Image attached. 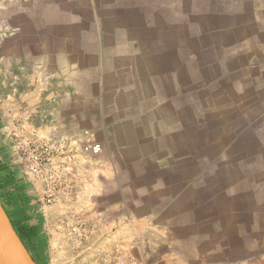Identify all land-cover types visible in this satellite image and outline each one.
<instances>
[{
    "label": "crops",
    "instance_id": "0c3cea01",
    "mask_svg": "<svg viewBox=\"0 0 264 264\" xmlns=\"http://www.w3.org/2000/svg\"><path fill=\"white\" fill-rule=\"evenodd\" d=\"M0 90L6 191L95 213L102 256L264 264V0H0ZM20 117L74 149L70 172L55 153L67 188L49 208L15 149Z\"/></svg>",
    "mask_w": 264,
    "mask_h": 264
},
{
    "label": "rangeland",
    "instance_id": "374dc122",
    "mask_svg": "<svg viewBox=\"0 0 264 264\" xmlns=\"http://www.w3.org/2000/svg\"><path fill=\"white\" fill-rule=\"evenodd\" d=\"M44 84L45 83L41 81L40 85L42 87H44ZM4 106L8 112L12 110V113H14L15 103L12 102L8 104L0 102V109ZM31 107L33 106L27 101L23 102L24 113H27ZM41 118L42 117H39V119ZM13 120H15L14 122L17 121V123H15L17 127L21 124L22 118L20 117ZM24 133L32 136L27 132ZM38 139L54 141L47 137H40ZM38 183L41 185L43 191L41 195L43 204L49 208V206L55 202L51 203L47 201L44 186L40 182ZM72 185L73 187L70 189L69 195L75 196L76 192L80 189L75 183H72ZM60 190L66 191L65 187H61ZM0 198L4 204H6V194H1L0 191ZM22 198L33 207L32 209L30 207L29 211L26 213V219L35 233L34 242L36 249L33 252L37 257L38 264H117L111 261V256H102V253L104 254L102 249L106 247L91 244L92 239L96 238L97 232L98 218H96L97 215L95 213H85L79 209L72 211L67 210L65 212L60 210V212L54 213L50 208L43 212H38L37 208L40 202L37 196L33 194L27 196L25 194ZM34 208L36 209L34 210ZM54 238H57V244L51 245L50 242L53 241Z\"/></svg>",
    "mask_w": 264,
    "mask_h": 264
},
{
    "label": "built area",
    "instance_id": "2783aa9c",
    "mask_svg": "<svg viewBox=\"0 0 264 264\" xmlns=\"http://www.w3.org/2000/svg\"><path fill=\"white\" fill-rule=\"evenodd\" d=\"M15 143V149L19 154L25 168L33 174L37 182L43 184L45 197L48 202H55V198L61 187L67 188L65 176L55 167L54 158L57 153L69 167L74 161V149L68 141L54 142L47 139H38L27 135L21 127H16L12 131ZM102 151V145L99 142H93L91 152L99 154ZM71 186H68L70 190Z\"/></svg>",
    "mask_w": 264,
    "mask_h": 264
},
{
    "label": "water",
    "instance_id": "95a60500",
    "mask_svg": "<svg viewBox=\"0 0 264 264\" xmlns=\"http://www.w3.org/2000/svg\"><path fill=\"white\" fill-rule=\"evenodd\" d=\"M0 264H37L16 233L1 202Z\"/></svg>",
    "mask_w": 264,
    "mask_h": 264
},
{
    "label": "trees",
    "instance_id": "16d2710c",
    "mask_svg": "<svg viewBox=\"0 0 264 264\" xmlns=\"http://www.w3.org/2000/svg\"><path fill=\"white\" fill-rule=\"evenodd\" d=\"M14 183L13 175L7 165L0 163V191L1 194H6L8 201L12 204H18L19 202L23 201V198L18 194H10L6 190L11 184ZM3 205V204H2ZM4 207V206H3ZM5 211L7 212L10 221L20 237L21 241L31 254L33 260L38 264L37 257L34 255V250L36 249L35 242H34V230L33 228L27 223V219L23 214L15 210L12 214H9L8 210L4 207Z\"/></svg>",
    "mask_w": 264,
    "mask_h": 264
},
{
    "label": "flooded vegetation",
    "instance_id": "af4514ba",
    "mask_svg": "<svg viewBox=\"0 0 264 264\" xmlns=\"http://www.w3.org/2000/svg\"><path fill=\"white\" fill-rule=\"evenodd\" d=\"M1 201H2V200H1V198H0V202H1ZM2 202H3V201H2ZM2 202H1V203H2ZM2 204H3V203H2ZM3 206H4V204H3ZM4 207H5V206H4ZM5 208H6V207H5ZM9 214H10V213H9Z\"/></svg>",
    "mask_w": 264,
    "mask_h": 264
}]
</instances>
